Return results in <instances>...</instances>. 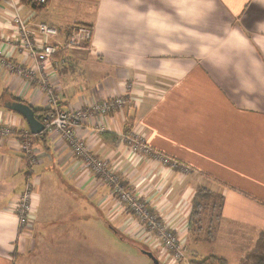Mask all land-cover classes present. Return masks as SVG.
<instances>
[{
    "label": "crops",
    "instance_id": "crops-1",
    "mask_svg": "<svg viewBox=\"0 0 264 264\" xmlns=\"http://www.w3.org/2000/svg\"><path fill=\"white\" fill-rule=\"evenodd\" d=\"M15 1L30 26L57 29L50 44H63L74 25L91 28L88 46L53 57L58 106L124 98L106 117L85 120L76 135L174 230L183 253L192 242L197 259L203 245L234 264L264 255V0H48L41 8ZM11 14L9 1L0 0V59L30 66L34 60L15 47ZM12 101L47 107L36 79L28 83L0 65V122L16 131L0 141V264H123L138 260L142 244L155 254L157 242L108 185L79 172L57 134L28 135L37 157L29 166L17 142L29 129L4 107ZM137 132L188 174L132 152L124 137ZM26 182L34 213L21 229L10 207ZM201 189L209 193L200 209L206 220L192 221ZM155 256L169 261L163 252ZM189 261L184 254L175 264Z\"/></svg>",
    "mask_w": 264,
    "mask_h": 264
},
{
    "label": "built area",
    "instance_id": "built-area-1",
    "mask_svg": "<svg viewBox=\"0 0 264 264\" xmlns=\"http://www.w3.org/2000/svg\"><path fill=\"white\" fill-rule=\"evenodd\" d=\"M8 1L12 10L10 27L13 28V33L16 37L15 47L31 57L34 62L32 65L27 66L0 59V65L16 78L28 83L36 79L39 90L45 94L47 103L45 109H50L41 120L44 127L43 132L48 135L57 134L60 139L66 142L72 154L79 162L78 169L80 173L96 176L110 187L118 203L157 242L158 251L155 249L156 253L163 252L169 255L167 264H175L182 260L184 258V247L178 240L174 230L159 218L144 200L139 198L130 189H126L122 185L118 174L111 169L107 161L93 156L88 150L86 143L76 135V129L85 120L106 117L111 111L119 109L123 105L124 98L119 96L113 99H96L85 104L81 109L76 110H62L58 106L59 97L54 86L51 84V77L56 75L58 66L57 62L53 61V57L63 48L80 49L88 46L92 38L91 28L86 25H74L71 27L63 44H50L46 39L56 36L58 34L57 29L41 22L30 26L18 12L17 1ZM26 1L34 8L44 7L48 2V0ZM38 36L42 41L35 40V37L37 38ZM98 131L104 132V127L100 125ZM15 133L14 126L0 122V141L13 137ZM20 136L19 140H17L20 151L23 153L29 166L36 165L37 157L27 139V132L21 133ZM124 139L132 152L144 158L146 157L152 163L172 171H177L180 176L188 174L189 167L161 152L153 150L145 143L144 136L140 132L125 136ZM33 198V186L26 182L23 191L12 200L10 211L17 219L21 229L29 228L33 221Z\"/></svg>",
    "mask_w": 264,
    "mask_h": 264
},
{
    "label": "rangeland",
    "instance_id": "rangeland-1",
    "mask_svg": "<svg viewBox=\"0 0 264 264\" xmlns=\"http://www.w3.org/2000/svg\"><path fill=\"white\" fill-rule=\"evenodd\" d=\"M96 157V156H95ZM96 158H98V157H96ZM204 205H207V204H202L201 206H203L204 207ZM215 211V210H214ZM198 217H201V219L203 218V220L202 221H205L206 220V214H204V213H199V215L197 216V218ZM93 233H96V231H94ZM96 234H93L92 236H95ZM96 237V236H95ZM105 243L107 244V243H110L111 244V241L110 240H108V242H106L105 241ZM201 244H204V242L203 243H201ZM224 245L225 244H223V245H221V246H219L218 248H223L224 247ZM201 245H199L198 247H200ZM194 246H193V243L191 242V243H189V246H187V251L184 253L185 254V257L188 259V260H190V261H197V260H200V259H197V246H196V251H194V248H193ZM141 248H143V249H145V250H148V251H151L150 250V247H148V245H143L142 244V247ZM122 249H123V251H129V248L126 246V245H124V244H122ZM154 251V253L156 254V251L155 250H153ZM211 251H210V246H207V245H203L202 247H200V255L201 256H204V257H202V258H205V257H207V256H209L208 254L210 253ZM130 253H135V252H133V250H131L130 249ZM154 254V255H155ZM214 255L213 256H215V257H218V258H222V259H224L225 261H226V259L224 258V257H222V256H219L218 254H216V253H213ZM137 255L138 256H136V257H138V260H133L132 259V261L131 262H128L127 260H126V258H124L123 259V261H122V263L123 264H150L149 262V260H148V258H146L144 255H141V254H139V253H137ZM251 256L252 255H247V256H245V260H244V262L243 263H240V264H254L255 263V261H254V257L255 256H257V255H255L254 257H252L251 258ZM201 258V257H200ZM201 258V259H202ZM160 261V260H159ZM227 262V261H226ZM160 263H162V261H160ZM164 264V263H163ZM227 264H234V263H231V262H227Z\"/></svg>",
    "mask_w": 264,
    "mask_h": 264
},
{
    "label": "trees",
    "instance_id": "trees-1",
    "mask_svg": "<svg viewBox=\"0 0 264 264\" xmlns=\"http://www.w3.org/2000/svg\"><path fill=\"white\" fill-rule=\"evenodd\" d=\"M33 111H34V114H36L37 119L41 122L44 114L49 112L50 109H42V110L33 109ZM27 134L31 135L29 131H27ZM208 196H209V193L202 189L197 191V193L194 195L193 201H192V214H191L192 221L197 219V216L200 213V209L203 208V206L201 205L208 203V201H206V199H208ZM254 256H251V258ZM254 261H255L254 264H264V255L255 256ZM188 264H227V262L222 258L209 255L197 261H189Z\"/></svg>",
    "mask_w": 264,
    "mask_h": 264
},
{
    "label": "water",
    "instance_id": "water-1",
    "mask_svg": "<svg viewBox=\"0 0 264 264\" xmlns=\"http://www.w3.org/2000/svg\"><path fill=\"white\" fill-rule=\"evenodd\" d=\"M4 107L22 116L26 121L31 134L38 135L43 132V124L35 117L34 111L29 105L18 101H12L5 103ZM138 251L147 257L151 264H161L151 251L145 250L141 247L138 248Z\"/></svg>",
    "mask_w": 264,
    "mask_h": 264
}]
</instances>
